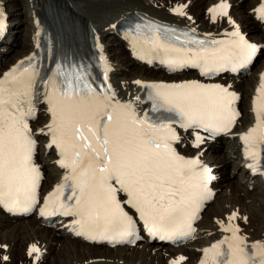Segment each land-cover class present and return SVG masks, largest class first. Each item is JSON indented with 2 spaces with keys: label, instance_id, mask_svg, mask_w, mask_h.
Masks as SVG:
<instances>
[{
  "label": "snow or ice",
  "instance_id": "obj_1",
  "mask_svg": "<svg viewBox=\"0 0 264 264\" xmlns=\"http://www.w3.org/2000/svg\"><path fill=\"white\" fill-rule=\"evenodd\" d=\"M227 8L221 3L210 9L213 22L227 16ZM255 11L264 21V2ZM175 12L185 15L183 8ZM225 36L201 39L155 22L129 32L139 58L159 60L170 71L198 68L206 77L244 67L257 52L239 29ZM103 63L106 81L109 68ZM37 76L35 65L21 62L0 77V206L12 213L29 212L39 202L42 175L33 159L39 135L48 138L47 147L57 150L58 165L66 171L45 199L41 216L73 217L75 234L92 241L128 242L137 236V219L152 238L191 237L212 196L208 185L213 177L199 158L178 153L174 145L180 137L173 125L213 136L230 132L241 116L236 107L240 97L219 84L152 83L142 85L150 90L151 114H141L131 102L117 99L110 85L97 88L84 71L58 68L42 84L49 120L34 130L30 121L36 118ZM250 111L253 123L239 138L245 159L251 161L247 167L264 174V74ZM202 142L197 136L195 146ZM236 216L233 212L226 226L221 222L230 236L205 249L201 264H264V243L249 249L231 223ZM39 252L36 245L28 249L29 256ZM185 260L180 256L170 264Z\"/></svg>",
  "mask_w": 264,
  "mask_h": 264
},
{
  "label": "bare ground",
  "instance_id": "obj_2",
  "mask_svg": "<svg viewBox=\"0 0 264 264\" xmlns=\"http://www.w3.org/2000/svg\"><path fill=\"white\" fill-rule=\"evenodd\" d=\"M262 2L264 0H0L3 14L0 20L6 22L7 32H14L17 22L24 25L27 34L25 44L8 61L3 57L5 51L8 44L16 42L10 43V36L0 38V77L21 62L25 66L31 62L36 70L42 65L50 77L58 68H78L89 76L94 87L110 85L117 99L131 102L143 114L150 107L144 103L143 94L145 92L148 99L150 90L142 85L180 82L193 79L194 75H168L154 66L159 60L149 62L147 57L139 58L130 42L129 30L138 24L156 21L185 27L197 38L209 40L225 39V33L239 29L262 53L264 21L258 19L255 11ZM221 3L228 5V14L217 16L213 22L209 10ZM20 7L26 14L23 20L18 19L22 12ZM177 8H183L185 15H177ZM107 35L110 37L106 40ZM101 58L109 68L106 81ZM261 74H264V61L259 62L247 78L226 76L215 81L240 97L238 106L242 117L232 133L209 140L198 132L175 128L180 137L174 145L178 153L186 158H199L213 175L215 203L207 204L192 242L173 248L144 236L134 247L110 248L77 236L71 227L73 217L57 215L62 227L66 226L64 229L60 226L59 230L44 223L45 216L40 215V210L24 220L0 206V231L10 227L9 233L0 236V264H19L18 260L21 264H170L180 256L186 257L184 264H199L204 259L205 249L230 236L222 231L220 224L226 226L233 212L237 216L231 223L239 227V235L246 238L247 246L264 243V174L254 173L247 167L250 161L245 159L239 138L253 123L251 102ZM136 81L141 83L138 85ZM43 94L44 91L39 99L37 119L32 122L34 130L42 128L49 120ZM197 136L203 138L199 147L195 146ZM37 141L35 160L44 177L41 184L44 204L49 193L63 182L66 171L58 165L57 150L47 147L48 138L38 135ZM234 183L236 186L231 187ZM249 186L256 187L257 191L248 192ZM32 245L40 249L39 254L28 255Z\"/></svg>",
  "mask_w": 264,
  "mask_h": 264
},
{
  "label": "rangeland",
  "instance_id": "obj_3",
  "mask_svg": "<svg viewBox=\"0 0 264 264\" xmlns=\"http://www.w3.org/2000/svg\"><path fill=\"white\" fill-rule=\"evenodd\" d=\"M16 2V1H15ZM19 10H20V12H21V14L19 15V20H23V19H25L26 18V14H23V8L22 7H20L19 8ZM14 26H15V28H14V32H9L8 34H7V36H6V38H8L9 36L11 37H9V39H10V43H12V42H16V43H14V44H8V47H7V49H6V51H5V54H4V58H5V60H10V59H12L16 54H17V51H19V49L25 44V41H26V37H27V34H26V30H25V28H24V25H20L19 23H15L14 24ZM109 37H110V35H107L106 36V40L107 39H109ZM22 45V46H21ZM263 47H264V45H263ZM9 50V51H8ZM3 58V59H4ZM262 61H264V51L262 52V53H260V55H259V57H258V59H257V61H256V63H255V65L257 66L258 64H259V62L260 63H262ZM254 65V67H253V69L256 67ZM249 77V76H248ZM245 78H247V77H245ZM38 148H39V144H38ZM236 183H234V184H232L231 185V187H234V186H236L235 185ZM233 189V188H232ZM230 191V190H229ZM255 191H257V189H256V187H252V186H249L248 187V192H250V193H252V192H255ZM213 203H215V201L214 200H212L210 203H209V205H211V204H213ZM31 218V217H30ZM30 218H24V220H29ZM59 226V227H58ZM60 226H61V228H65L66 226L65 225H63V227H62V224H61V221H59L58 223H56V224H54L53 225V227L54 228H60ZM50 227H52V226H50ZM61 228L59 229V230H61ZM6 232H10V227H6L4 230H2V231H0V236H2L3 234H5ZM0 248H1V246H0ZM25 251V250H24ZM25 253H26V251H25ZM23 254H24V252H23ZM8 260V259H7ZM6 260V261H7ZM18 261H20V262H22L21 260H18ZM19 262V264H21ZM24 262H27V261H24Z\"/></svg>",
  "mask_w": 264,
  "mask_h": 264
}]
</instances>
